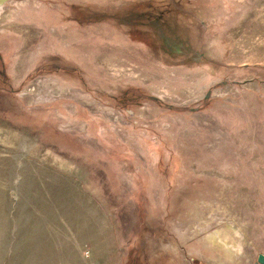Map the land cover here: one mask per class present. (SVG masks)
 <instances>
[{"label": "rangeland", "instance_id": "rangeland-1", "mask_svg": "<svg viewBox=\"0 0 264 264\" xmlns=\"http://www.w3.org/2000/svg\"><path fill=\"white\" fill-rule=\"evenodd\" d=\"M130 248L133 264L264 255V0L0 10V264Z\"/></svg>", "mask_w": 264, "mask_h": 264}, {"label": "trees", "instance_id": "trees-1", "mask_svg": "<svg viewBox=\"0 0 264 264\" xmlns=\"http://www.w3.org/2000/svg\"><path fill=\"white\" fill-rule=\"evenodd\" d=\"M137 251L134 250V248H130L128 255H127V262L126 264H133L132 261H135L137 258Z\"/></svg>", "mask_w": 264, "mask_h": 264}, {"label": "water", "instance_id": "water-1", "mask_svg": "<svg viewBox=\"0 0 264 264\" xmlns=\"http://www.w3.org/2000/svg\"><path fill=\"white\" fill-rule=\"evenodd\" d=\"M256 264H264V255H262V254L257 255Z\"/></svg>", "mask_w": 264, "mask_h": 264}, {"label": "bare ground", "instance_id": "bare-ground-1", "mask_svg": "<svg viewBox=\"0 0 264 264\" xmlns=\"http://www.w3.org/2000/svg\"><path fill=\"white\" fill-rule=\"evenodd\" d=\"M7 2V0H0V10L3 8V5ZM4 218V217H3Z\"/></svg>", "mask_w": 264, "mask_h": 264}]
</instances>
